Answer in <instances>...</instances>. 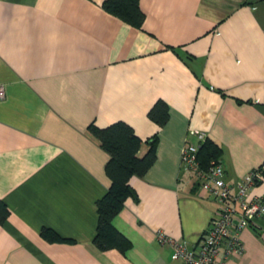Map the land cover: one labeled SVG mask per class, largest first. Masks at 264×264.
I'll return each mask as SVG.
<instances>
[{
    "label": "crops",
    "instance_id": "0c3cea01",
    "mask_svg": "<svg viewBox=\"0 0 264 264\" xmlns=\"http://www.w3.org/2000/svg\"><path fill=\"white\" fill-rule=\"evenodd\" d=\"M102 0H0V264H182L160 230L196 243L216 210L179 163L190 133L221 149L231 192L264 169V0H138L134 27ZM168 108L158 126L147 117ZM128 124L155 159L128 184L112 218L123 252L92 243L108 155L87 125ZM146 149L141 144L139 154ZM264 202V174L248 198ZM239 231L243 250L222 264H264V221ZM48 228L70 242H49Z\"/></svg>",
    "mask_w": 264,
    "mask_h": 264
},
{
    "label": "trees",
    "instance_id": "16d2710c",
    "mask_svg": "<svg viewBox=\"0 0 264 264\" xmlns=\"http://www.w3.org/2000/svg\"><path fill=\"white\" fill-rule=\"evenodd\" d=\"M101 7L134 27H140L144 18L138 0H102ZM147 117L158 126H162L168 118L166 103L157 99L148 109ZM87 132L97 140L99 147L108 155L104 164V173L109 179V185L105 193L96 201L97 222L92 243L101 251L116 249L123 252L129 243L113 227L111 221L123 206L125 198L135 197L128 179L131 176H142L153 163L157 137L153 134L141 143L132 128L123 121H115L105 127H97L90 123L87 125ZM141 144H145L146 149L139 154ZM220 151V147L205 136L198 142L196 153L200 166L207 167L211 160L219 161ZM262 174L264 169L261 170ZM7 214L6 206L0 202V222ZM40 235L49 242L71 241L59 237L48 228H42Z\"/></svg>",
    "mask_w": 264,
    "mask_h": 264
},
{
    "label": "built area",
    "instance_id": "2783aa9c",
    "mask_svg": "<svg viewBox=\"0 0 264 264\" xmlns=\"http://www.w3.org/2000/svg\"><path fill=\"white\" fill-rule=\"evenodd\" d=\"M4 90L0 84V100ZM195 142L185 141L179 163L193 177L194 183L216 204V210L210 217L205 231L196 243L187 245L184 241L173 239L160 230L155 231L158 244L170 247V258L178 259L182 264H222L218 259L219 248L223 247V256L239 254L243 245L239 231L246 226H256V220L264 221V202L259 197L248 198L249 191L261 175L260 168L246 172L234 185V191L222 179V166L219 161L211 160L207 167H201L197 157L198 142L203 133H190Z\"/></svg>",
    "mask_w": 264,
    "mask_h": 264
}]
</instances>
